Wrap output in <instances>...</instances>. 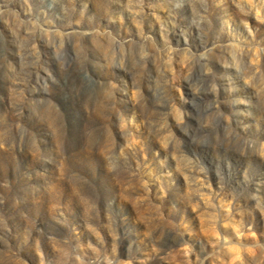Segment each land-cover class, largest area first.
Returning a JSON list of instances; mask_svg holds the SVG:
<instances>
[{"label":"rangeland","instance_id":"374dc122","mask_svg":"<svg viewBox=\"0 0 264 264\" xmlns=\"http://www.w3.org/2000/svg\"><path fill=\"white\" fill-rule=\"evenodd\" d=\"M0 264H264V0H0Z\"/></svg>","mask_w":264,"mask_h":264}]
</instances>
